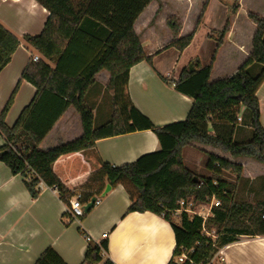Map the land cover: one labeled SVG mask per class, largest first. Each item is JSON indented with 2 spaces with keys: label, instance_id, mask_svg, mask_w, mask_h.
I'll return each mask as SVG.
<instances>
[{
  "label": "trees",
  "instance_id": "obj_1",
  "mask_svg": "<svg viewBox=\"0 0 264 264\" xmlns=\"http://www.w3.org/2000/svg\"><path fill=\"white\" fill-rule=\"evenodd\" d=\"M36 1L49 11V17L40 33L24 34L22 39L28 48L39 53L40 59H29L0 113V134L5 140L0 147V161L14 175L23 176L30 195L39 197L44 184L56 189L66 206L78 194L85 205L93 197H101L107 184L112 189L121 185L130 199L128 212H153L171 224L176 247L169 264H190L188 260L177 261L183 249L196 264H209L222 247L243 237L264 236V199L250 202L236 198L242 164L206 153V167L212 174L206 177L187 166L184 157V149L191 142H199L229 152L233 157H249L264 163V127L257 97L264 81V17L248 13L257 27L252 52L231 77L210 81L216 51L207 65L194 56L176 79L161 76L166 84L191 97L193 104L185 120L158 127L137 109L128 91L130 68L142 60L152 61V56L143 49L134 23L153 0ZM219 1L226 7V22L221 29L211 28L207 33L217 48L225 42L232 28V17L240 9V0ZM208 2L205 1L193 31L176 38L170 46L183 51L192 42ZM166 24L177 37L181 29L178 19L168 17ZM20 43L0 23V72ZM103 70L111 75L105 87L111 95V113L108 120L96 124L98 109L95 113L89 95L99 84L96 76ZM23 81L31 83L36 92L15 124L9 126L6 116ZM71 106L81 117L82 136L46 151L39 149V144ZM241 111H245L244 124L242 117L240 122L237 120ZM247 121L252 130L251 139L235 141L237 133L241 138L246 136ZM146 129L156 134L161 145L159 151L121 166L99 157L94 169L70 181L61 180L53 170L56 161L95 148L98 139ZM228 174L235 175L237 181L226 178ZM212 195H216L220 205L212 208L213 214L205 227L215 231V238L204 232L199 216L174 213L181 200L203 203ZM107 250V236L91 242L83 264H97ZM35 264L67 263L55 249L48 247ZM106 264L112 263L107 260Z\"/></svg>",
  "mask_w": 264,
  "mask_h": 264
},
{
  "label": "crops",
  "instance_id": "obj_2",
  "mask_svg": "<svg viewBox=\"0 0 264 264\" xmlns=\"http://www.w3.org/2000/svg\"><path fill=\"white\" fill-rule=\"evenodd\" d=\"M246 1L240 0V9L232 17V28L227 33L223 45L217 48V43L207 36L200 54L195 55L201 59L203 65H207L216 51L211 82L234 75L251 55L253 36L257 27L249 19L248 13L255 12L262 14V17L264 13L252 9L245 10ZM157 2L158 0L151 1L134 23L143 49L148 56H152V61L142 60L130 68L128 91L137 109L156 126L162 127L185 120L193 104L191 97L178 92L173 85L166 84L161 78L165 76L176 79L192 57L183 66L171 67L166 63L165 55L172 52L175 56H181L192 45L206 18L210 0L201 26L192 42L183 51L170 44L176 38L190 34L196 21L187 27L185 19L181 17V29L177 37L165 23L164 28L167 27L171 36L163 42L158 35L160 34L158 22L151 25L150 19H147L149 14L156 11ZM220 4L222 7L219 6V9L224 11L223 16L219 25L211 26L209 29H221L226 22L227 10L221 2ZM48 17L49 11L36 0H0V23L21 42L11 61L0 72V113L33 55L22 37L24 34L40 33ZM152 32L157 34L155 38ZM86 57L87 55L81 58V62ZM96 77L100 83L102 78L106 86L111 75L103 70ZM35 92L36 88L31 83L23 81L20 84L13 105L6 116V123L9 126L15 124L22 110L33 99ZM257 97L260 103L261 123L264 127V81L257 90ZM101 99L102 95L99 96L98 104ZM98 104L95 105V113ZM110 108L111 105L105 103L101 106L100 112L98 110V117L102 119L100 124L109 119ZM82 134L81 117L71 106L39 144V149L44 151L52 149L73 141ZM4 144L5 140L0 134V147ZM160 149L159 140L152 130H139L98 139L95 148H88L56 161L53 170L61 180L70 181L94 169L99 157L115 166H121ZM187 151L205 156L206 153H212L242 164L243 174L238 181L236 198L238 192H241L245 195L263 196L256 200L239 201L255 202L264 199V172L249 169L261 168L264 163L247 157H233L229 152L199 142H191L184 149V157ZM10 177H15V183L8 191H0V215L7 212L6 220L0 223V233H6L10 225L14 226L16 231L0 240V264H35L37 258L48 247L55 249L67 264H83L88 245L91 242H99L105 236L108 238V250L102 253V260L97 264H106L107 260L112 264H169L176 247L171 224L153 212H128L130 199L123 186L119 185L105 196L99 197L100 202L82 219L66 224V204L60 199L56 189L42 184L41 194L33 198L25 186L23 176L14 175L9 167L0 161V181ZM229 180L236 182L237 178L234 175ZM10 196H18L23 201L20 210L8 212L6 201ZM34 230H38L39 234L30 235ZM85 234H89L92 241H87ZM214 263L264 264V236L243 237L222 247L216 254L212 264Z\"/></svg>",
  "mask_w": 264,
  "mask_h": 264
},
{
  "label": "rangeland",
  "instance_id": "obj_3",
  "mask_svg": "<svg viewBox=\"0 0 264 264\" xmlns=\"http://www.w3.org/2000/svg\"><path fill=\"white\" fill-rule=\"evenodd\" d=\"M206 0H158L156 5V11L154 14H149L147 19H150V24H156L158 22V28L160 31V39L161 41H167V39L171 36L170 31H167V27L164 28V24L166 23V20L168 17H175L178 19V21H181V17L185 19V25L187 27H190L191 23L197 20V16L194 18L192 17L194 14H197L198 17L202 12L203 5ZM249 2V3H248ZM219 6H221L219 0H210L207 12H206V18L196 35V38L191 46H189L181 56H175L172 52H168L165 55L166 63L171 66L175 67V65L183 66L186 64V62L190 59V57H193L195 55H199L200 50L203 46V42L207 40V30L211 26H217L219 25L220 18L223 16L224 11H220ZM222 7V6H221ZM244 9H252L257 12H263L264 13V0H247L244 4ZM249 7V8H248ZM205 14V12H204ZM262 15V14H261ZM243 16V15H242ZM246 16V14H245ZM247 17V16H246ZM167 25V24H165ZM154 35V38L157 35L155 32H152ZM204 49V48H203ZM33 55H37L35 50H31ZM101 83L92 90V92L89 95V102L90 104L93 103L94 105L98 104L99 96L102 95V99L98 104V110L100 112V108L103 104H107L110 106L111 102V95L105 91V81L100 78ZM103 92V94H102ZM96 103V104H95ZM92 105V104H91ZM111 113V108H110ZM239 116L243 118L241 121L242 124L245 123V111H241ZM102 119L97 118L96 124L100 123ZM246 130V136L244 138H241L239 133L235 136V141L242 142L247 141L251 139L252 130L248 125V121L246 122L244 126ZM224 152V151H223ZM249 158V157H247ZM253 159V158H252ZM185 162L186 165L189 166L192 169H195L197 174L210 177L211 172L206 167L207 162V156L204 154L199 153H192L187 151V154L185 156ZM252 168V169H251ZM250 170L255 172H264V165L261 168H255V167H249ZM234 177L232 174H228L226 178L230 179ZM263 195H245V193L238 192L237 199L238 200H256L258 197H261ZM178 219H176L177 221Z\"/></svg>",
  "mask_w": 264,
  "mask_h": 264
},
{
  "label": "built area",
  "instance_id": "obj_4",
  "mask_svg": "<svg viewBox=\"0 0 264 264\" xmlns=\"http://www.w3.org/2000/svg\"><path fill=\"white\" fill-rule=\"evenodd\" d=\"M40 59V55H32V60L37 61ZM241 116H238L237 120L240 122L241 121ZM100 199L98 197L97 201L95 204L99 203ZM220 205V200L216 197V195H212L209 198L208 202H203V203H195L194 201H186V200H181L179 202V208L175 210V214L179 215L182 212H185L189 214L190 216H199L203 220V230L204 232L212 237L215 238L216 234L215 231H208L205 227V223L209 217L212 216V208L219 206ZM65 214L67 217L68 222H73V221H78L80 220L84 214V205L80 201V195H75L72 197L69 201V205L66 206L65 208ZM85 239L87 241H92V237L89 234L84 235ZM215 258V257H214ZM214 258L209 262V264L213 263ZM188 260L190 264H196L192 259L188 257V251L183 249L182 253L177 257V261L182 263Z\"/></svg>",
  "mask_w": 264,
  "mask_h": 264
},
{
  "label": "clouds",
  "instance_id": "obj_5",
  "mask_svg": "<svg viewBox=\"0 0 264 264\" xmlns=\"http://www.w3.org/2000/svg\"><path fill=\"white\" fill-rule=\"evenodd\" d=\"M15 183V177H10L9 179L0 181V191H8L11 185ZM6 207L8 212L18 211L23 207V201L18 198V196H10L6 201ZM7 218V212L0 215V223L4 222ZM16 231L14 226H9L6 233H0V240L4 238L5 235L11 236ZM38 230H34L30 235H38Z\"/></svg>",
  "mask_w": 264,
  "mask_h": 264
},
{
  "label": "water",
  "instance_id": "obj_6",
  "mask_svg": "<svg viewBox=\"0 0 264 264\" xmlns=\"http://www.w3.org/2000/svg\"><path fill=\"white\" fill-rule=\"evenodd\" d=\"M195 16H197V18H198V15L197 14H194L192 17L194 18ZM111 189H112V187L110 186V184H107V186H106L104 192L102 193L101 197L105 196ZM97 199H98V197L95 196V197H93L91 199V201L89 203H87V204L84 205L85 214L88 213L94 207Z\"/></svg>",
  "mask_w": 264,
  "mask_h": 264
}]
</instances>
